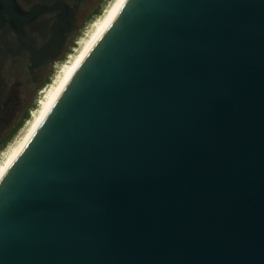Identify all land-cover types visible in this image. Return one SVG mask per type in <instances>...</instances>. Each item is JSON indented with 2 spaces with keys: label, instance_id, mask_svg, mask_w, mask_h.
I'll return each instance as SVG.
<instances>
[{
  "label": "water",
  "instance_id": "1",
  "mask_svg": "<svg viewBox=\"0 0 264 264\" xmlns=\"http://www.w3.org/2000/svg\"><path fill=\"white\" fill-rule=\"evenodd\" d=\"M0 264H264V0H126L0 179Z\"/></svg>",
  "mask_w": 264,
  "mask_h": 264
},
{
  "label": "flooded vegetation",
  "instance_id": "2",
  "mask_svg": "<svg viewBox=\"0 0 264 264\" xmlns=\"http://www.w3.org/2000/svg\"><path fill=\"white\" fill-rule=\"evenodd\" d=\"M107 1L16 0V13L3 14L0 146L24 123L41 87L75 48L79 34L103 11Z\"/></svg>",
  "mask_w": 264,
  "mask_h": 264
},
{
  "label": "rangeland",
  "instance_id": "3",
  "mask_svg": "<svg viewBox=\"0 0 264 264\" xmlns=\"http://www.w3.org/2000/svg\"><path fill=\"white\" fill-rule=\"evenodd\" d=\"M117 2L118 0H108L106 2L103 11L96 15L88 24V27L79 34V37L77 38L78 44L75 45V48L70 51L69 54L58 63V66L52 73L51 78L48 80L47 83H45L41 87L37 95V99L31 105L30 112L26 117L24 123L19 129L14 132L12 137L6 143L0 146V166L4 164L7 159H9V157L14 153L15 148L21 143L23 138L30 131L33 122L35 121L36 117L39 115V112L42 109V106L47 101L50 91L54 90V88L59 84L61 78L63 77L65 72L64 69L66 68V66L74 62L75 59L80 55L82 50L89 44L94 33L96 32L98 24L104 20V18L107 16V14H109V12L112 10V8Z\"/></svg>",
  "mask_w": 264,
  "mask_h": 264
},
{
  "label": "bare ground",
  "instance_id": "4",
  "mask_svg": "<svg viewBox=\"0 0 264 264\" xmlns=\"http://www.w3.org/2000/svg\"><path fill=\"white\" fill-rule=\"evenodd\" d=\"M126 0H118V2L115 4V6L112 8V10L107 14V16L104 18L103 21H101L96 29V32L94 33L92 39L90 40L89 44L82 50L80 55L75 59L74 62L67 65L64 69V75L61 78L59 84L54 88V90L50 91L47 101L42 106L41 111L39 112V115L36 117L35 121L32 124V127L30 131L27 133V135L23 138L21 143L15 148L14 153L7 159V161L4 162L0 166V179L5 173V171L8 169V167L11 165V163L17 158V156L21 153V151L24 149V147L27 145V143L30 141V139L33 137L34 133L37 131V129L40 127L50 110L52 109L53 105L55 104L56 100L58 99L60 93L70 80L73 73L76 71L78 66L81 64L83 59L86 57V55L89 53V51L92 49V47L97 43V41L100 39V37L104 34L106 29L109 27L111 22L114 20L118 12L120 11L122 5L125 3Z\"/></svg>",
  "mask_w": 264,
  "mask_h": 264
}]
</instances>
